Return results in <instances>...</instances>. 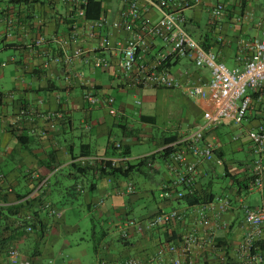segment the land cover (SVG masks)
Here are the masks:
<instances>
[{
  "label": "crops",
  "instance_id": "obj_1",
  "mask_svg": "<svg viewBox=\"0 0 264 264\" xmlns=\"http://www.w3.org/2000/svg\"><path fill=\"white\" fill-rule=\"evenodd\" d=\"M198 1V6L185 12L186 30L205 48L217 53L231 70L243 68L249 55L246 44L264 39V0ZM218 3L225 6V11L214 23L211 11ZM104 6L99 19L109 23L120 20V1L108 0ZM144 7L147 17L159 19L160 13L146 4ZM93 21L96 20L80 17L77 9L64 0H0V58L2 53L10 52L9 57L0 60L3 89L0 91V234L8 233L29 213L36 217L35 234L28 235L21 230L5 242L0 238V264L9 263L12 248L19 251L22 262L83 264L81 258L71 256L66 260L63 251L57 254L56 250L59 240L70 233L64 205L75 200L81 202L80 206L94 221H102L107 226L102 231V240L95 244V259L89 264H123L128 260L150 264L159 248L166 250L168 259L180 257L185 264H242L236 251L249 228L240 203L245 200L251 208L264 210V184L258 189L249 181L255 154L248 138L249 131L264 126V95L253 93L252 107L242 125L220 124L205 138L206 142L219 145L216 159L223 160L224 165H218L217 160L200 163L196 191L200 195H214L212 200L229 195L234 203L227 213H210L209 228L200 224L201 215L195 206L165 201L160 196L158 201L154 190L143 189L133 181L132 175L136 173L148 181L157 179L161 193L164 184L173 178L167 156L158 155L152 170L142 174L134 172L129 177L108 178L95 164L85 165L88 172L78 174L72 163L79 158L112 159L111 142L129 146L133 165L142 157L171 149L183 134L203 121L209 106L206 101L188 97L183 88H131L122 70L120 53L131 32L106 28L111 49L102 52L99 38H92L89 33L88 27ZM74 31L78 33L77 41L65 48L60 46L58 41L68 42ZM40 38L45 43L35 45ZM76 49L87 53L69 67L64 57ZM170 52L168 44L155 40L146 65L168 57ZM101 58L107 59L109 65L97 69L94 63ZM6 65L14 68L9 81H5ZM167 67L182 85L212 79L210 69L198 67L188 58L169 56ZM88 91H94L101 99L114 98L118 115L111 116L103 104H88L84 99ZM130 96H142L148 106L144 111L133 106L129 103ZM51 112H65L70 125L58 122L57 129L44 136L39 131L47 124L39 114ZM123 128L127 130L123 132ZM147 143L155 149L133 152L134 146ZM54 165H61V170L51 178L41 203L20 209L21 197L32 190L37 176L48 175ZM69 180H75V184L67 185ZM129 182L134 183L137 194H124ZM127 197L130 205L144 198L154 200V205L149 204L144 214L134 218L124 206L123 199ZM47 203L61 210L63 216L51 215L43 205ZM175 210L183 212L186 219L172 231L132 230L128 239L120 236L119 225L126 218L143 219ZM71 229L77 231L78 227ZM212 229L215 242L226 250H213L203 243L201 247H194L189 257L183 255L185 234L196 233L205 241ZM66 248L64 244L63 250ZM255 251L261 258L259 264H264V239L257 243Z\"/></svg>",
  "mask_w": 264,
  "mask_h": 264
},
{
  "label": "built area",
  "instance_id": "obj_2",
  "mask_svg": "<svg viewBox=\"0 0 264 264\" xmlns=\"http://www.w3.org/2000/svg\"><path fill=\"white\" fill-rule=\"evenodd\" d=\"M66 3L79 6L84 0H64ZM104 2L108 0H102ZM121 4L120 20L109 23L106 19H99L89 24V33L92 38H99L101 51L111 49L110 37L105 33L106 28L126 29L131 32L130 37L122 46L121 66L123 73L127 76L128 84L131 88L141 89L146 87H160L165 89L183 88L193 99L206 101L209 106L203 115V121L190 132L183 134L177 143L172 146L173 151L169 155L171 163L170 170L173 178L161 189L160 198L165 201H176L183 198L188 193H192L197 184L199 175V165L202 162L211 163L217 160V164L224 165V161L216 159L219 150L217 143H209L205 138L209 132L222 123L242 125L247 118L253 104V93L264 95V39H254L246 44L248 58L243 68L231 70L219 56L212 50L205 49L185 28V12L198 6V0H118ZM146 4L149 8L160 13L158 20L154 21L146 16ZM225 11V6L218 3L211 11L212 22H218ZM77 14L85 18V11L77 9ZM78 33L74 31L68 42L59 40L62 47H68L70 42H76ZM161 40L171 48L169 56L175 58H188L201 68L211 70L212 79L209 82L193 83L182 85L167 67V56L159 58L153 65L147 66L146 60L153 52L154 41ZM45 43V39L40 38L35 45L40 46ZM96 51V50H95ZM87 52L76 49L64 57V62L69 67L75 59H80ZM109 62L101 58L94 63L97 69L108 67ZM85 101L90 105L103 104L107 107L111 116H117L118 110L114 107L115 99L107 97L101 99L94 91H88L84 95ZM47 127L40 130L42 135H47L50 131L57 129V123L65 121V112L41 113L39 114ZM248 138L252 144L255 154L253 168L250 176L252 177V187L262 189L264 184V126H259L248 132ZM117 147H120L117 144ZM171 148V149H172ZM170 149V148H168ZM151 155L142 157L147 159ZM131 161L129 157L112 159H83L79 158L74 163L81 166L96 164L97 162H112L113 166L118 163ZM149 167L153 163L149 161ZM61 170L58 165L49 173L48 176L40 178L37 176V183L29 194L22 200L26 201L45 195L46 189L50 184L51 178ZM124 194L135 195L137 188L134 183L126 184ZM103 203V201H101ZM233 200L229 195L216 198L204 204L196 205L197 212L201 215L200 224L203 227H211L209 214L227 213L233 209ZM244 211L245 222L248 231L244 240L237 248L242 264H259L261 258L256 254L257 243L264 239V210L254 209L241 201ZM50 214L61 218V210L53 207L50 203L45 204ZM32 217L27 216L30 220ZM186 217L181 211H171L158 213L143 219H124L120 225V236L128 239L130 231L152 232L156 229L164 228L174 230L176 225L184 223ZM20 226L25 233H32V224L21 222ZM183 247L181 252L189 257L194 247L204 245L213 250H226L219 246L214 240V230H210L208 239L201 241L196 233H188L183 237ZM31 264L22 262L20 253L16 249L9 250V263L5 264ZM123 264H140L136 260H128ZM150 264H185L183 259H168L166 250L159 248L156 257Z\"/></svg>",
  "mask_w": 264,
  "mask_h": 264
},
{
  "label": "rangeland",
  "instance_id": "obj_3",
  "mask_svg": "<svg viewBox=\"0 0 264 264\" xmlns=\"http://www.w3.org/2000/svg\"><path fill=\"white\" fill-rule=\"evenodd\" d=\"M10 52L2 53L0 60H5L7 57H9ZM229 69L230 66H227ZM14 68L12 66L6 65V80L9 81L11 78V73H13ZM2 82H0L1 85ZM3 90L0 87V91ZM137 102H141V106H137ZM129 103H131L133 106L144 109L148 104H145L144 98L142 96L140 97H129ZM228 123V122H226ZM225 124V123H224ZM223 125V123L221 124ZM119 134H122V131H119ZM155 147L153 144L147 143L146 146H134L133 152L136 154L138 152H145L147 150H154ZM133 181L137 182L141 188H150L154 190L155 192V198L159 201L160 196V189H158V180L154 179L153 181H148L147 178H144L143 176H140L139 174L132 175ZM75 184V180H69L67 181V185L71 186ZM217 188V186H216ZM151 197V196H150ZM152 198V197H151ZM153 200V199H152ZM123 202L125 203L124 206H127L128 213L131 217L138 218L144 212H146L147 206L150 204L151 206L154 205V200L151 201L149 198H144L142 200H139L135 204L130 205L129 204V198H124ZM80 203H78V200L70 201V203L64 205L65 206V220H66V226L69 227L70 233H66L62 237V239L59 240L56 246L57 254L61 251H63V257L67 260L71 256L81 258L83 261V264H89L95 259V253H94V247L97 242H100L102 240V231L103 229H107V226H105L102 221H94L93 217L87 212L85 208H82L80 206ZM64 210V209H62ZM78 227L77 231H72V227ZM95 233V234H94ZM64 244L67 245L66 250H63ZM62 259V258H61Z\"/></svg>",
  "mask_w": 264,
  "mask_h": 264
},
{
  "label": "trees",
  "instance_id": "obj_4",
  "mask_svg": "<svg viewBox=\"0 0 264 264\" xmlns=\"http://www.w3.org/2000/svg\"><path fill=\"white\" fill-rule=\"evenodd\" d=\"M104 4H105V2L102 0H84L81 4H79V6L75 5L73 7V9L74 10H76L78 8L83 9L85 11V18L86 19L97 20L103 15L104 7H105ZM185 28H186V23H185ZM205 49H207V48H205ZM1 97H2V95H0V99H1ZM115 102H116V100H115ZM114 107H115V104H114ZM67 119L68 118L66 116L65 121H60L59 123H62V125H65V126H69L70 122L68 123ZM126 130H127L126 128H123V132ZM20 140L23 142L22 138H20ZM117 144H119L120 147H117ZM111 150H112L113 158H120V157H129L130 158V156H131L129 146L123 144L122 142H116V141L111 142ZM172 151H173L172 149H167V150H164L162 152H158L157 154L151 155L147 159H143V160L140 159V161L134 165L131 163V161H128L127 163H118L115 166H113L112 162H97L95 165L97 166L98 171L101 174L107 176L108 178L113 179V178H120V177H129L134 172H138V173L142 174V173H146L147 171L152 170L153 166L149 167V164H148L149 161H151L153 163V161L157 158L158 155L169 157V155L172 153ZM72 165L75 168V170L77 171V173L81 174V175L87 173L89 170L88 167H83L77 163H72ZM57 166L54 165L52 167V169L50 170V172L53 171V169ZM48 175H46V176H48ZM46 176H44V177H46ZM44 177H42V178H44ZM249 181H250V185H251L252 184V177L251 176H249ZM34 187H35V185L33 186V188ZM196 190L197 189L195 187V189L192 193H188L183 198L177 199L176 202H178V203H180V202L184 203L185 202L187 204H190L191 206H196V205H200V204H204L206 202L212 201V197H214V195H212V196L200 195ZM29 192H31V191H29ZM29 192L26 195L21 197V199H20L21 200V202H20L21 206H19L20 209L24 208L26 206H31V205L39 203V202L41 203V200L44 197L43 195H40L39 197L29 199L26 201H22L29 194ZM43 205H45V204H43ZM19 208H17V209H19ZM27 216H31L32 218L30 220H28L27 218H24V220H22L21 222L25 221V222L32 224V227L34 230L32 233H30V234L26 233V234H28V235L35 234V232H36L35 231L36 225L34 222V220L36 219L35 214L29 213V214H27ZM21 222H19L17 225L15 224V227H13V228H11V226H10L11 229L9 232L7 231L8 233L0 234L1 240L3 242H5L8 238H10L12 236H16L17 234H19V232H21V230H22V227L20 226ZM22 231L25 232L24 230H22ZM42 231H43V229H42ZM41 234L39 235L40 238L43 237L44 232L42 235Z\"/></svg>",
  "mask_w": 264,
  "mask_h": 264
}]
</instances>
